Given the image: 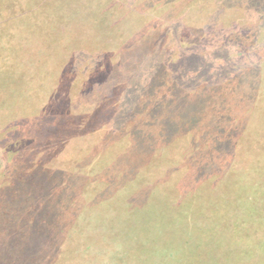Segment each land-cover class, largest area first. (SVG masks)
Returning a JSON list of instances; mask_svg holds the SVG:
<instances>
[{
  "label": "rangeland",
  "instance_id": "obj_1",
  "mask_svg": "<svg viewBox=\"0 0 264 264\" xmlns=\"http://www.w3.org/2000/svg\"><path fill=\"white\" fill-rule=\"evenodd\" d=\"M185 5L183 15L189 14L169 24L166 41L160 31L149 39L138 35L137 42L144 41L140 49L148 54L135 68L127 60L136 48L107 38V21L100 25L105 31L90 29L84 41L73 43L70 53L61 55L78 77L69 118L48 111L41 88L39 93L36 87L34 92L4 87L23 42L0 57V264H264L262 239L243 237L241 228L227 237L216 233V213L207 204L216 200V190L206 184L173 188L168 200L181 202L175 201L173 214L158 220L153 191L151 203L141 196L148 185L131 182L138 172L135 163L146 153L140 150L148 147H139L135 130L155 105L204 90L214 97L208 102L216 116L217 84L221 92L238 74L249 70L251 81L264 68V0H185ZM133 12L127 4L112 15L129 19ZM152 15L164 18L158 10ZM218 17L228 20L224 29L217 27ZM11 28L2 34L5 44ZM89 34L96 38L92 45ZM42 43L48 55L56 50L53 40ZM258 61L249 69L250 62ZM116 65L123 70L115 71L113 79L92 75L107 66L110 75ZM24 83L22 77L19 84ZM137 102L144 113L134 118L133 110H127ZM210 126H216L215 118L200 122L197 148L210 146L211 137L203 132ZM101 163V182L90 185L89 171Z\"/></svg>",
  "mask_w": 264,
  "mask_h": 264
},
{
  "label": "trees",
  "instance_id": "obj_2",
  "mask_svg": "<svg viewBox=\"0 0 264 264\" xmlns=\"http://www.w3.org/2000/svg\"><path fill=\"white\" fill-rule=\"evenodd\" d=\"M127 4L134 11L132 17L113 18L114 9L122 7L124 10ZM187 5L185 0H0V57L15 51L16 43H24L23 52L14 67L6 72L4 87H28L32 92L36 87L39 93L41 88V99L48 111L53 115L62 113L69 118L73 103L72 85L78 77L67 66L68 61L61 60V55L70 53L73 43L83 40L88 31H105L106 28L100 25L107 21V38L126 40L124 44L136 48L127 60L135 68L148 54L146 48L140 49L144 41L137 42L138 35L145 33L149 39L160 31L162 40L166 41L169 24L189 14L190 11L183 15ZM157 10L159 18L164 17L160 21L152 15ZM205 13L208 15V12ZM216 19L220 22L217 27L224 29L228 25L225 18ZM243 20L247 23L246 18ZM152 21V28H149ZM10 27L11 40L5 44L1 37ZM113 28L116 30L111 33L110 29ZM78 35L80 37L77 38ZM59 37L64 41H54ZM89 37L87 43L92 45L96 38L91 34ZM41 38L56 42L54 53L47 54ZM43 52L46 53L44 57ZM258 63L250 62L249 69L261 64ZM108 69L110 66L97 69L99 72L95 71L92 75L101 74L102 77L97 78L108 81L115 78L114 72L118 73L122 68L119 65H116V69L111 67L114 71L110 75ZM245 72L238 74L233 84H229L230 88L221 92L217 91V84L216 116L215 109L210 108L208 102L214 97L210 93L205 94L204 90L195 92L193 96L180 94L173 103H166L160 108L155 105L146 123L135 130L140 138L139 147H143V144L148 147L140 150L146 153L139 163H135L138 172L131 182L139 187L148 185L141 196L149 198L151 203L149 195L153 191L155 196H151L155 199L154 210L157 211L158 220L168 217V213L173 214L170 210L178 208L179 204L175 201L181 202L168 200L173 188H198L200 184H206L208 188L216 190V200L207 203L216 213V233H224L227 237L233 230L241 228L243 237L262 239L264 244V68L257 72L259 78L253 77L251 81ZM0 73L2 77L1 70ZM89 73H84V76L88 78ZM22 77H25V83L20 85ZM35 79L40 80L36 83ZM242 87L245 88L242 90ZM140 103L132 104L127 114L132 110L134 118L143 114L144 108L139 107ZM196 103H203V106L200 108L199 105L196 109L192 106ZM223 109H226L225 113L221 112ZM192 110L197 113L194 114ZM214 118L216 126L203 131L211 137L210 146L206 150L197 148L195 138L200 122ZM176 135H179L178 139ZM103 157L98 156L99 159ZM104 167L102 163L97 164L94 170L89 171L90 185L101 182Z\"/></svg>",
  "mask_w": 264,
  "mask_h": 264
}]
</instances>
